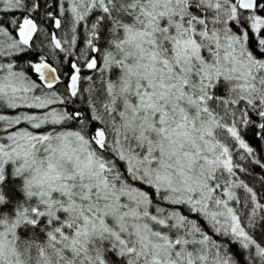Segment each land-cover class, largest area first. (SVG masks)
<instances>
[{
	"label": "snow or ice",
	"instance_id": "1",
	"mask_svg": "<svg viewBox=\"0 0 264 264\" xmlns=\"http://www.w3.org/2000/svg\"><path fill=\"white\" fill-rule=\"evenodd\" d=\"M0 264H264V0H0Z\"/></svg>",
	"mask_w": 264,
	"mask_h": 264
}]
</instances>
